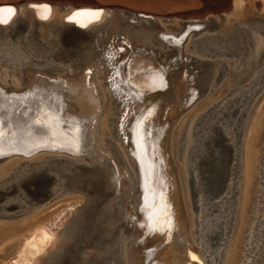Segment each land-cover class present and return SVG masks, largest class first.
<instances>
[{"label":"bare ground","instance_id":"1","mask_svg":"<svg viewBox=\"0 0 264 264\" xmlns=\"http://www.w3.org/2000/svg\"><path fill=\"white\" fill-rule=\"evenodd\" d=\"M43 4L51 6L48 19H41L40 13L30 7ZM3 6H13L16 13L8 25H0V69L3 71L0 74L5 77H0V89L5 95L38 90L54 109L58 107L61 110L59 103L69 104L67 118H79L87 124L82 126L84 133L93 140L98 152L94 156L83 143L79 154L50 146L35 147V138L44 136L46 132L40 127L32 129V144L20 145L18 150L4 148L0 163L11 157H25L32 163L20 171H11L5 177L6 181L0 183V217L14 216L10 213L29 215L34 211L23 180L38 170H45L56 177L48 186L58 195L82 193L89 203L79 212L81 217L77 215L78 219L75 217L76 220L62 232H49L35 221L31 226L23 224L22 228L28 226V229L21 235L17 253L9 259L4 258L0 264H219L221 250L217 249L223 244L229 227L230 218H226L228 213H225L228 204L223 197L211 205L207 200V203L203 202V196L199 197L200 191L205 192L200 178H196L199 172L194 174L198 169L200 136L186 157L191 194H194L197 205L195 228L194 218L190 217L192 215L187 208L181 171L172 154L175 123L209 89L218 69L217 63L206 57L222 49L216 39L221 31L218 16L176 19L149 14L152 15L149 18L138 15L143 12L122 10L128 15L124 17L120 11L92 5H69L63 12H57L54 5L46 0L28 1L23 7L11 2L0 3V7ZM100 7L104 9L103 17L89 22L87 27L67 19L78 8ZM56 21L62 26L59 30L50 26ZM162 21L177 23L179 29L172 31L158 27L157 23ZM37 23L43 26L42 32L46 36L56 37L57 42L61 40L67 47L61 49L58 44L52 50L43 41H38ZM27 25L29 30L25 29ZM207 33L210 34L208 37ZM191 47L198 54L191 53ZM203 52L205 56L201 54ZM131 65L139 68L140 84L135 86L136 76L126 80V66ZM87 68L92 73L84 72ZM158 70H162L167 87L146 91L145 79L156 75ZM98 77L104 78L108 93L120 105L116 118L117 135L105 136L107 145L102 136L100 118L107 110L106 91ZM48 78L54 80L49 81ZM22 87L23 90H17ZM77 91L81 97L76 96ZM32 108H37L35 102ZM230 110L228 116L232 114L233 109ZM23 111L12 113L14 124H26L35 114L23 115ZM261 118L260 114L256 115L248 125L251 129L249 135L252 134L246 138L239 229L236 227L235 230V235L237 232L239 235L235 238L236 249L231 264H235L236 259L239 261L240 232L244 229V222L248 221L246 211L257 165L254 135L261 128ZM205 130L206 126H202L198 132ZM227 131L230 132L228 128ZM153 149L155 169L150 174L149 160ZM41 153L43 155H39ZM6 155L9 156L2 157ZM28 162L24 160V163ZM78 162L88 166L78 168ZM11 185L15 186V192L6 193ZM96 189L100 193H93ZM162 192L164 201L161 200ZM199 199L201 204L197 203ZM215 211L218 213L213 216ZM150 212L153 213L151 218ZM169 217L173 223L171 238L166 231H151L153 227L166 229ZM225 222L228 223L225 225ZM192 255H196L198 260L193 261Z\"/></svg>","mask_w":264,"mask_h":264},{"label":"rangeland","instance_id":"2","mask_svg":"<svg viewBox=\"0 0 264 264\" xmlns=\"http://www.w3.org/2000/svg\"><path fill=\"white\" fill-rule=\"evenodd\" d=\"M28 1L41 0H0V3L11 2L23 7ZM46 1H50L56 8L57 12H63L69 5H92L103 6L108 10H115L117 12L120 11L121 15L124 17H127L128 15L122 12V10H129L135 13L143 12L158 17L176 19L207 18L213 15L218 16L221 31L220 36H217L218 38L216 39H218V45H221L222 49H219L217 54L208 56L204 52L201 53L203 56L206 55V57L212 58L217 63L218 69L214 74L213 82L209 89H207L204 95L195 103L194 107L187 110L180 120L175 123L172 136V154L181 171L182 186L183 189H185V196L188 204L187 208L189 213H191L189 215H192L190 217L192 219L194 218L193 222L195 228L197 211L194 208L189 184L190 175L186 170V157L189 155L191 146L196 143V138L202 133L198 132V129L202 126H206L207 128L204 131L206 133L209 131L208 123H214L219 116H223V113L236 108L235 113L232 112L233 114L230 116H228L229 114L224 115V117L220 118L217 122L218 125L223 124L222 121L225 120L226 117L231 120V123H228L227 121L224 122L225 126L227 125V128L232 130L231 133L227 131L229 133L227 143L230 145L231 149L228 163L229 173L227 176V186L219 194L214 193V195H212L213 197L211 196V199H206L210 205L222 197L224 198V202L227 201L225 202L228 204L225 213H228L226 218H230L229 227L226 229L227 232L224 236L223 244H221L217 250H221L219 264H231L233 260V252L236 249V246L234 247V245H236L235 238L239 235V232L235 235V230H237L239 226L237 224L239 223L238 215H240L239 211H241V196L243 195L242 190L244 187L246 138L252 134L249 135L251 129H248V125L256 115L260 114V117H262V125L254 135L256 142V177L253 184V191L250 196L251 200L249 199L250 203H248V209L246 211V213H248V215H246V220L248 218V221L247 223L244 222L245 226L242 227L244 229L240 232V246L243 247L239 246L238 252L241 257H238L239 261L236 259L235 264L237 261V264H264V0ZM145 22H147V20ZM50 26L56 30H59V28L62 27L57 21L53 22ZM157 26L172 31L179 29L177 23L170 21H162L159 24L157 23ZM42 28L43 26L41 24H36L38 41H43V43L52 47V50H54V48L56 49L58 44L61 49L67 47V45L63 44L61 40L57 42L58 39L56 37L49 38L46 36V34L42 32ZM25 29L29 30L30 27L27 25ZM207 34L208 37L210 34ZM229 37L233 38V40H230ZM231 42H233V45ZM73 47L74 46H71V48ZM194 50V47L190 48L191 53L198 54ZM49 52L51 53V51ZM34 61L36 62V60ZM0 72H3L2 69H0ZM0 77L5 78L2 73L0 74ZM10 78L13 79V75H11ZM97 79L100 81L102 88L106 91L107 110L106 113L102 112L100 118L102 121V136H104V143L107 145V135L112 137L117 135L115 128H118L116 118L119 115L117 113H119L120 105L119 101L115 99L112 94L108 93V84L104 82V78L98 77ZM9 81L10 80H8V82ZM76 96L81 97L80 91H77ZM58 105L61 109L60 114L64 119L69 120L70 122L72 120L81 121L79 118H67L69 111L65 112V109L67 107L70 108L69 104L59 103ZM234 122L236 123V126ZM84 125L87 124L82 122V126ZM233 128L236 131L233 130ZM237 132H239V135H236ZM87 135L88 134L85 132L82 143L85 144V149L94 153V156H96L98 152L96 149L97 147L91 138L88 139ZM118 142L121 141L118 140ZM106 145L105 147H107ZM82 147L83 146L81 145V148ZM39 155H43V153ZM36 157L37 156H35V158ZM24 160L29 162L26 164L24 163ZM30 163H32L30 159L28 160V158L25 157H11L1 162L0 183L2 184L6 181L5 177L9 175L11 171H20L26 166H29ZM5 166L6 168H4ZM202 167H204V165H202ZM3 168L4 171H2ZM197 172H199V170L195 169L194 174H197ZM203 174L205 173H199L196 178L202 177ZM207 192L200 191L199 197L201 198V196H203L202 198L205 199L209 194ZM223 201L222 203H224ZM201 202L202 200L199 199L197 203L201 204ZM88 203L86 195L82 193L65 192L60 196H54L43 203H39L38 207H36V205L34 211H32L33 213L30 212L31 215L28 213L30 216L27 215V213L26 215H15L14 213V216L12 217H0V262L5 260L4 258L9 259L10 257H13L17 253L18 246L21 243V235L27 232L28 226H31L34 221L35 223L38 222L41 224L49 232H62V230L71 225L77 217H81L79 212ZM216 206L218 205L216 204ZM217 213L218 211H215L213 216ZM25 216L27 219H23ZM3 220H5L6 223H4L5 221ZM16 220L19 221L16 222ZM227 223L228 222H225L224 224L226 225ZM23 224L24 226L28 224V226L22 228L24 227ZM224 224L223 226H225ZM8 231L10 235L8 234ZM241 239H243V241Z\"/></svg>","mask_w":264,"mask_h":264},{"label":"snow or ice","instance_id":"3","mask_svg":"<svg viewBox=\"0 0 264 264\" xmlns=\"http://www.w3.org/2000/svg\"><path fill=\"white\" fill-rule=\"evenodd\" d=\"M31 8L36 9L40 13L41 19H48L51 15V6L47 4L43 5H30ZM16 13V9L13 6L0 7V25H8L13 16ZM104 14V9H76L73 14L67 19L69 22H76L81 27H87L91 21H99ZM165 39H169L165 37ZM176 40V38H171ZM179 43V40H176ZM123 51V49H120ZM91 72V70H89ZM139 68L137 65L126 66V80L132 79L134 76L137 78L134 81V85L140 84V79L137 76ZM150 81V82H149ZM146 91L152 92L158 89L167 87V83L162 74V70H158L157 74L145 79ZM58 99V98H56ZM37 104V108H32V103ZM24 109L23 115H28L34 112L32 119L26 124H14L12 120V113L14 111H20ZM35 127L46 129L44 136L35 138V147H53L56 149H64L73 154H79L82 151L81 145L84 139V129L82 122L79 120H66L60 114L58 107L55 109L48 102V98L41 96L38 90L29 89L26 92L11 95H5L4 90L0 89V154H3L5 147H12L18 150L20 145L33 143V131ZM151 135V132H149ZM143 141V138H141ZM143 147V143L141 144ZM155 158V150L153 149L151 158L149 160V173L153 174L155 165L153 160ZM161 200L164 201V194L161 193ZM150 207H152L150 205ZM165 210L167 204H164ZM153 213H149L151 218ZM165 215L167 211H165ZM173 229V223L171 217H169L166 229L160 227H153L151 231L153 233L159 231L161 233L167 232L169 238H171V231ZM193 261L198 260L196 255H192Z\"/></svg>","mask_w":264,"mask_h":264},{"label":"water","instance_id":"4","mask_svg":"<svg viewBox=\"0 0 264 264\" xmlns=\"http://www.w3.org/2000/svg\"><path fill=\"white\" fill-rule=\"evenodd\" d=\"M103 8V7H100ZM96 8V9H100ZM78 9H84V8H78ZM139 16L142 17H149L152 15L145 14V13H138ZM230 40H233V38L229 37ZM233 45V42H231ZM230 43V45H231ZM231 45V46H232ZM89 68L85 69L84 72H89ZM92 73V72H90ZM49 81H53V78H48ZM24 87L17 90H23ZM70 108L67 107L65 109V112L69 111ZM231 112L235 113L236 108H234ZM230 112L227 111L223 113L224 115L229 114ZM232 113V114H233ZM223 116H219L218 119L208 125L209 131L206 133L203 131V133L200 135L199 143H200V153H199V159H198V169L199 173H205L202 177H200V181L203 184V188L205 189V193H209L207 197L204 199V203L206 202V199H211L212 195L219 194L222 192L225 187L227 186V176H228V163L230 159V145L227 143V140L229 138V133L227 132V128L224 127L223 124L218 125L217 122L220 118ZM228 121V123H231V120L226 117L225 120L222 122ZM207 128V127H206ZM230 133L232 130H229ZM236 135H239V132H237ZM205 147L206 149H204ZM9 155L2 156V157H8ZM204 165V167H202ZM88 166L87 163L84 162H78L77 167L78 168H84ZM213 174V175H212ZM55 176L53 174H48L45 172V170H38L30 174L27 178L23 180V187L27 191V193L30 195V201L31 204L35 207L39 203H43L44 201H47L48 199L54 197V196H60L57 195V192L53 191L51 187H49V182H52L55 180ZM203 178V180H202ZM191 187L192 189L194 186L193 179L191 180ZM16 190L15 186H10L8 190H6V193H14ZM2 191V190H1ZM0 191V192H1ZM100 193V190H94ZM193 193V191H192ZM102 194V192H101ZM193 198V204L194 208L196 209V200L194 198V194H192ZM217 204V202H216ZM215 204V205H216ZM14 215V214H10Z\"/></svg>","mask_w":264,"mask_h":264}]
</instances>
